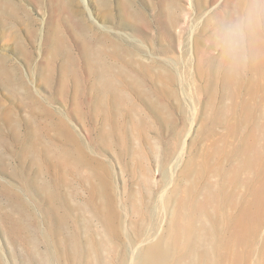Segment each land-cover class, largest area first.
Returning <instances> with one entry per match:
<instances>
[{"label":"rangeland","instance_id":"374dc122","mask_svg":"<svg viewBox=\"0 0 264 264\" xmlns=\"http://www.w3.org/2000/svg\"><path fill=\"white\" fill-rule=\"evenodd\" d=\"M243 2L0 0V264H129L195 202L207 264H264V38L210 43Z\"/></svg>","mask_w":264,"mask_h":264},{"label":"bare ground","instance_id":"6f19581e","mask_svg":"<svg viewBox=\"0 0 264 264\" xmlns=\"http://www.w3.org/2000/svg\"><path fill=\"white\" fill-rule=\"evenodd\" d=\"M176 162H177V160H176ZM190 165L191 164L188 163L184 167V170H186V171L189 170L191 168ZM193 166H194V164H193ZM178 170H177V172H178ZM173 181H174V178H173ZM170 186H172V185H170V184L168 185L167 190L164 192V195L161 198L162 212L164 214H166V215L169 214L168 212H169V205H170V196L166 197V195L168 194V191L170 190ZM101 194H102V192H101ZM125 208L127 210V207H125ZM200 208H201V205L198 204L197 202H195V203L192 204L191 210H188L184 214L180 213V215H178L179 213L176 212L174 214V212H173V214H172V216L170 218V221L168 222V224L165 225L166 226L165 229L163 231H160L158 236H156L154 239H152V237H153L152 234L151 235L150 234L147 235V237H146L147 240L148 239L149 240L152 239V240H151V243H149L146 248H144L142 250H139L140 246L138 248H136V249L133 248V253L134 254H133L129 264H207L206 263V260H207L206 256L210 253V250H209L210 247L213 248L214 255L216 257L218 256L219 258L222 259L223 258V253L221 254V249L223 248V246L225 244L224 237H223V235H219V234L216 235L215 234V232H216V224L213 225V226L210 224V221H211L210 214L208 212H206V211H204L202 213L201 220H200L199 224L196 225L195 220L196 219L198 220V218L200 219V216L198 215ZM111 210H113V209L111 208ZM114 213L112 211H110L109 212L110 215L107 216L108 217L107 219H110V223L113 221L114 215H116L117 212L115 214ZM126 214H127V212H126ZM118 215H119V213H118ZM116 219H118V218H116ZM151 226H152V224H151ZM135 227L137 228V226H135ZM122 228L123 227H121V229ZM127 228H128V226H127ZM75 237H77V236H75ZM113 238H115V237H113ZM135 240H133V241H135ZM214 241H215V245H214ZM132 245H134V244H132ZM82 249H83V247H82ZM81 252H82V250H81ZM80 254L83 255L82 253H80ZM192 254L197 255L198 258L196 260L195 259H193V260L189 259L190 255H192ZM258 257H259V255H258ZM80 259H82V258H80ZM60 261L58 263H60ZM112 261H114V260H112ZM234 262H235V259L233 260L232 263L234 264ZM76 263H77V261H76ZM126 263L127 262L124 261L123 264H126Z\"/></svg>","mask_w":264,"mask_h":264},{"label":"clouds","instance_id":"9594fccd","mask_svg":"<svg viewBox=\"0 0 264 264\" xmlns=\"http://www.w3.org/2000/svg\"><path fill=\"white\" fill-rule=\"evenodd\" d=\"M257 38H264V0H244L216 21L210 43L227 66L243 69L250 45Z\"/></svg>","mask_w":264,"mask_h":264}]
</instances>
